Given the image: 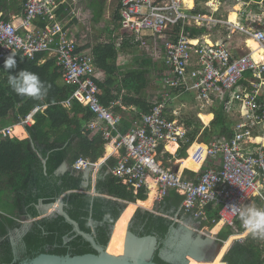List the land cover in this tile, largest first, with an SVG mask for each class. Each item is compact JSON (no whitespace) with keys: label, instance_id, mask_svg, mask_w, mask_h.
Returning a JSON list of instances; mask_svg holds the SVG:
<instances>
[{"label":"built area","instance_id":"2783aa9c","mask_svg":"<svg viewBox=\"0 0 264 264\" xmlns=\"http://www.w3.org/2000/svg\"><path fill=\"white\" fill-rule=\"evenodd\" d=\"M233 1L241 7L236 23L229 20L232 11L222 14L220 0H194L193 7L184 0H118L117 19L105 39V45L114 47L116 65L131 63L135 52L162 65L159 92L148 101V112H136L127 134L119 127L122 114L115 112L116 107L127 108L120 101L103 104V71L94 44L73 22L82 11L81 0H24L19 25L0 12V65L12 53L31 60L41 55L39 62L53 59L63 85L74 88L62 105L79 103L92 115L88 131L99 132L105 145L113 147L110 156L117 162L108 173L118 183L134 194L155 191L152 214L205 237L222 224L220 231L229 229L237 242L252 238L264 248V239L247 232L232 208L264 207V142L259 141L264 137V14L254 10L260 1ZM234 35L255 41L262 58L253 57L247 42L239 52ZM189 94L205 110L202 116H214L208 125L203 122V132L211 129L218 111L230 131L214 135L208 143L201 137L191 141L194 131L180 122L174 108ZM41 110L36 106L23 118V127L31 126ZM1 137L15 138L12 127L1 130ZM171 143L178 145L175 154L188 146V156L198 145L194 159L204 156L200 169L180 172L167 167L166 161L172 163L166 159L173 154L166 149ZM95 166L80 157L72 169L79 174ZM172 194L180 197L179 207L166 211ZM210 207L218 209V217L210 216Z\"/></svg>","mask_w":264,"mask_h":264},{"label":"trees","instance_id":"16d2710c","mask_svg":"<svg viewBox=\"0 0 264 264\" xmlns=\"http://www.w3.org/2000/svg\"><path fill=\"white\" fill-rule=\"evenodd\" d=\"M98 48L97 52L95 50L97 65L104 73V80L99 86L101 91L108 92L110 87L121 82L116 65L117 55L112 45H102L99 50ZM41 57L40 55L36 60H31L16 56L17 64L13 69L6 70L5 62L0 65V131L19 125L36 106H48L44 112L40 111L35 115L34 125L26 127L29 138L19 140L1 137L0 139V264H22L41 254L59 256L97 254L91 243L82 236L76 235L73 226L60 215L33 222L23 236V246L17 253L10 238V230L19 228V220L24 217L38 218L40 216L38 206L41 201L49 205L71 192L64 198L65 212L79 224L83 232L94 235L96 242L103 247L107 246L111 228L116 222L115 233L118 236L117 226L121 218L123 219L124 212L122 216L121 213L126 207L119 201L88 194L90 187L87 189L83 187L86 181L84 175L76 173L73 169L63 175L57 174L58 169L71 155L72 146L77 140L81 141L80 151L72 158V166L80 157L96 163L104 155L105 141L101 134L92 137L91 132L86 130L85 126L92 115L82 105L74 103L70 109L62 105V102L73 93L74 88L60 84L61 75L54 60L41 65L39 62ZM23 70L37 74L44 82L47 91L42 98L22 97L13 91L8 83V77L17 75ZM141 76L139 73L124 76L122 84L125 90L131 92L135 89L138 93L145 92L147 85L142 81ZM130 97H124L125 107L134 104L140 112L149 111L150 105L146 99L133 95ZM101 98L105 106L113 102L104 99L103 95ZM115 110L116 113L122 114L120 130L123 134H127L136 114L133 113V116L126 114L121 107H116ZM197 127L198 129L196 128L190 135L191 141L197 139L202 128L200 125ZM229 127L226 126L222 111H218L211 129H205L201 139L208 143L214 135L226 134L228 129L230 131ZM12 135L25 138L27 133L20 125L14 128ZM187 148L188 146H185L179 151L178 158H187ZM169 158L172 157L167 154L166 159ZM116 162L111 158L107 161V166L112 167ZM188 163L198 167V170L202 165L190 156ZM107 166L103 168L97 182V194L131 203L148 199L144 190L134 194L118 183L113 176L105 175ZM171 198L174 199L175 206L180 203L178 195L172 194L169 199ZM168 209L169 207L166 211ZM210 209V216L218 217V209L213 210L212 207ZM105 214H109L106 220ZM221 226L222 224L216 226L212 234H216ZM178 227L167 218L149 211L138 210L130 233L134 237L151 238L150 260L153 257V261L158 264H171L161 256V252L172 230ZM231 235L232 231L225 229L219 234V239L224 242ZM223 261L227 264H264V248L252 239L244 244L237 242L225 255Z\"/></svg>","mask_w":264,"mask_h":264},{"label":"rangeland","instance_id":"374dc122","mask_svg":"<svg viewBox=\"0 0 264 264\" xmlns=\"http://www.w3.org/2000/svg\"><path fill=\"white\" fill-rule=\"evenodd\" d=\"M231 1L232 0H220L223 5L220 11L222 10V8H227L230 5ZM10 6H12L13 10H15L16 0H13V2L10 3ZM117 6L118 0H81L79 7L82 11L78 12L81 21L78 20L77 15V18L76 16H74L75 19L73 22L74 24H79V28L82 29V35L86 36L87 41H90L91 44H94L95 50L97 49V47H99V50L101 49L100 47L102 45H105V39H107L106 35L108 34L107 29H109L112 22L115 21ZM228 10L229 9L227 8V11H223L222 14L228 15ZM254 10L256 12H262L264 14V0L260 1V6L254 5ZM133 58L134 59L132 63H128L120 67L117 66L118 72L120 71L121 74V82L115 85V87H117L116 90L123 97H130L131 95H133L137 98L143 97L148 102L151 98H154L160 90V68L162 65L161 63H154L150 61L146 56L137 52L133 54ZM132 73H139L142 75L140 78L147 85V90L145 92L138 93L134 89L131 92L126 90L127 92L124 93L125 86L122 84V81L125 78L123 77ZM184 105L186 107H183ZM174 108L180 114V122H186L193 131L196 128L198 129L197 126H202L200 132L198 133V137H201L203 133V121L206 124H209L214 118L213 115H206L202 117V114L205 113V110L204 112L201 111L203 109H201V107L197 105L194 96L191 94L184 95L179 100V102L174 104ZM201 117L203 118V121ZM172 162H175V160ZM166 166L173 167L170 161H166ZM88 193H90V195H93L92 190ZM103 198H106L105 195H103ZM136 207L137 205L135 204H127V207L124 210L123 219L120 220V223L117 227L118 236L126 235L132 215H134V212L136 213L138 210H140V208L137 209ZM39 209L41 214L46 215L44 212V208L39 207ZM142 211L151 212L152 209L147 210L145 208H142ZM19 224V228L12 229L9 233L12 244L15 247L17 253L22 248L23 236L30 229L32 223L31 219L24 217L19 220ZM126 237L127 236H125L124 239H126ZM139 239L140 238L138 237L135 238V241L132 243L131 247H129L128 253L132 257L148 259L151 255V239H149V241L145 240V242L144 240H141L142 242H136V240ZM221 244L222 243L220 240H216L208 236H201L199 234L193 233L185 227L179 226L178 228L172 230L170 236L164 244L161 256L171 264H198L199 262L203 261H211L220 249ZM125 251L126 244L119 245V243H114L112 251L113 253L124 254Z\"/></svg>","mask_w":264,"mask_h":264},{"label":"crops","instance_id":"0c3cea01","mask_svg":"<svg viewBox=\"0 0 264 264\" xmlns=\"http://www.w3.org/2000/svg\"><path fill=\"white\" fill-rule=\"evenodd\" d=\"M1 1H2V4H1ZM185 1V0H184ZM198 1H200L202 4H204V3H206L207 1H209V0H198ZM11 2H13V0H0V12L1 13H3L4 15H5V19L6 20H10V21H12V22H14L16 25H19L20 24V16H21V14H22V10H23V5H24V0H16V9L15 10H13V8H12V6H10V3ZM229 10L228 11H232L231 13H233V14H236L237 15V11H240V9H241V7L239 6V5H236L235 3H233V2H231L230 3V5L227 7ZM227 8H222V10L221 11H227ZM230 13V14H231ZM230 16V15H229ZM230 20V19H229ZM231 22V21H230ZM237 22V21H236ZM235 22V23H236ZM225 33L226 32H224V34L223 35H225ZM233 39H236V41H235V43L233 44L234 46L235 45H237V47H238V50H239V52H241L242 51V49L244 48V47H247L246 46V42L248 41H245L244 40V38H242L241 36H239V35H234L233 36ZM248 45V44H247ZM249 47V46H248ZM249 48H251L252 49V51L254 52V49L252 48V47H249ZM45 59V58H44ZM41 60V62H40V64L41 65H43V64H45L47 61H50V60H53V59H45V60ZM132 63V62H131ZM125 65V64H124ZM124 65H119V67L120 66H124ZM119 80L121 79V74H120V71H119ZM61 79V78H60ZM104 80V73H103V76H102V81ZM62 83V80H60V84ZM63 84V83H62ZM116 88L117 87H115V85L114 86H112V87H110V90L107 92V91H102V95L103 96H105V98L104 99H106V100H108V99H110L109 100V102L110 101H120L122 104L124 103V97L123 96H121V94L120 93H118V91L116 90ZM127 91L126 90H124V93H126ZM107 96V97H106ZM40 107H42V110H41V112H44L45 110H46V108L48 107V106H40ZM126 108H127V111H124V113H126V114H129V115H132L133 116V113L134 114H136V112H138V109H137V107L134 105V104H130V105H127L126 106ZM68 109H70V108H68ZM116 111V110H115ZM140 112V111H139ZM206 115H212V114H206ZM206 115H203L202 117H204V116H206ZM136 116V115H135ZM134 116V117H135ZM201 117V118H202ZM214 119V118H213ZM92 120V117L90 118V121ZM90 121L86 124V126H85V128H86V130L88 131V128H87V126H88V124L90 123ZM202 121H203V118H202ZM204 122V121H203ZM205 123V122H204ZM35 124V119H33V122H32V125H34ZM206 124V123H205ZM20 125H22L21 123L19 124V125H16V126H10V127H12V134H13V132H14V128H16V127H18V126H20ZM31 125V126H32ZM208 125V124H207ZM23 126V125H22ZM120 127V126H119ZM132 127V126H131ZM24 129H25V131H26V133H27V136L25 137V138H19V137H15V138H17V139H19V140H24V139H27V138H29V134H28V132H27V130H26V127L24 126ZM91 132V131H90ZM97 134H100L99 132H91V135H92V137L94 136V135H97ZM80 144H81V141L80 140H77L74 144H73V146H72V151H71V155L69 156V158L63 163V165L58 169L59 171H57V174H59V175H63V174H65L66 172H68L70 169H72V163H71V160H72V158L74 157V155L75 154H77L79 151H80ZM169 145V144H168ZM168 145H167V147H168ZM167 147H166V149H167ZM109 146H104V155H103V157L102 158H100L97 162H96V166H95V169H89V170H87L85 173H81V174H83L84 175V178H85V182H84V185H83V187L85 188V189H87L88 187H90V191L92 190L93 192H94V189L96 190V186H97V182H98V180H99V177H100V175H101V173L103 172V168L105 167V166H107V161L108 160H110L111 159V153H109ZM178 150V149H177ZM177 150H176V152H177ZM167 151H169L168 149H167ZM169 152H171V151H169ZM176 152H173V154H171V159H172V161H174L175 160V162H172V165H173V168H175V170H176V168H178V171H181V163H179L180 161H183V160H187L188 161V159H189V156H188V153H187V159H181V158H178V154H175ZM172 153V152H171ZM177 156V157H176ZM173 158H174V160H173ZM112 159H115L116 161H117V158L115 157H113ZM99 164V165H98ZM98 166V167H97ZM97 167V168H96ZM108 167V170L111 168L110 166H107ZM185 169H189V168H185ZM108 170L106 171V173H105V175H110L109 173H108ZM184 169H182V171H183ZM194 171V170H193ZM155 192V191H154ZM92 193V192H91ZM88 194H90V193H88ZM94 194V193H93ZM97 195H99V194H97ZM150 195V194H149ZM99 196H101V197H103V195H99ZM105 197L107 198V199H110V200H114V201H122V200H119V199H115V198H112V197H110V196H108V195H105ZM155 198V197H154ZM139 201V200H138ZM41 203V202H40ZM121 203H129V202H126V201H122ZM136 203V202H135ZM127 204H125L126 205V207H127ZM130 204H133V203H130ZM129 204V205H130ZM180 204V203H179ZM179 204L177 205V206H175V204H174V199L173 198H171V199H169V200H167L166 201V203H165V210H166V208L167 207H169V209L167 210V211H173L174 209L176 210L178 207H179ZM40 205V204H39ZM39 207V206H38ZM125 207V208H126ZM125 208H124V210H125ZM137 209H139L140 208V210H142V207L141 206H137L136 207ZM39 209V208H38ZM123 212V211H122ZM122 214V213H121ZM135 212H134V215L133 216H135ZM133 219H134V217H133ZM133 219H132V221H131V226H132V222H133ZM121 220H122V218H121ZM119 223H120V221H119ZM119 225V224H118ZM131 226H130V228H131ZM118 227V226H117ZM215 228V227H214ZM213 228V229H214ZM213 229H212V231H213ZM225 230V229H224ZM223 231V230H222ZM222 231H220V229H219V231L216 233V234H212V232H211V234H212V236H210V237H212L213 239H217V240H220L219 239V234L222 232ZM234 236V235H233ZM232 235L229 237V238H231V237H233ZM234 237H236V236H234ZM228 238V239H229ZM236 239H237V237H236ZM236 239H234V241H233V244L230 246V248L228 249V251L234 246V244L235 243H237V241H236ZM249 239H252V238H248L247 240H249ZM221 241V240H220ZM226 241H222L221 243V245L223 246L224 245V243H225ZM228 253V252H227ZM225 263V262H224ZM227 264V263H226Z\"/></svg>","mask_w":264,"mask_h":264},{"label":"water","instance_id":"95a60500","mask_svg":"<svg viewBox=\"0 0 264 264\" xmlns=\"http://www.w3.org/2000/svg\"><path fill=\"white\" fill-rule=\"evenodd\" d=\"M44 164H46L45 161H44ZM176 171H178V168H176ZM70 193L71 192L64 194L55 203H52L49 205H45L41 201L39 207L45 209L44 212L46 215L41 214L40 209H39L40 216L36 219H31V223L38 221V220L45 219V218H50V217H53L55 215H60V216L64 217L65 220L73 226V230L76 233V235L82 236L86 241L91 243L92 247L97 251V254H85V255H78V256H71V255L59 256V255H52V254H41L38 257L32 259L31 261H26V262H23L22 264H158V263L154 262L153 260H149V259H145V258H139V257H132L129 255V253H128L129 247H131L132 243L135 241V238H136V237L132 236L130 233L131 223H130L129 228H128L127 239H126V251L124 254L113 255V254H110L108 252V245H109L112 233H113L114 226L116 225L117 222L111 228L110 239H109L107 246L106 247L100 246L96 242L94 235H89V234L83 232L80 229L79 224L75 220H73L65 212V210H64V198L67 195H69ZM93 193H94L93 196H99V195H97V192L95 189H94ZM120 202H122V201H120ZM125 204H127V203H125ZM51 210H53V211L49 212ZM149 239H151V238L150 237H143V238H140L139 240H136V242H142L141 240H144V242H145V240L149 241ZM227 252H226V254H227Z\"/></svg>","mask_w":264,"mask_h":264},{"label":"clouds","instance_id":"9594fccd","mask_svg":"<svg viewBox=\"0 0 264 264\" xmlns=\"http://www.w3.org/2000/svg\"><path fill=\"white\" fill-rule=\"evenodd\" d=\"M16 64L15 55L12 53L7 57L4 67L6 70L13 69ZM8 83L13 91L22 97L40 99L47 91L39 76L27 70L20 71L17 75H9ZM232 208L239 216L241 224L247 232L253 237L264 239V207H256L250 204L233 205ZM108 216L109 214H105L104 219H108Z\"/></svg>","mask_w":264,"mask_h":264},{"label":"bare ground","instance_id":"6f19581e","mask_svg":"<svg viewBox=\"0 0 264 264\" xmlns=\"http://www.w3.org/2000/svg\"><path fill=\"white\" fill-rule=\"evenodd\" d=\"M185 3L188 4L189 7H193V6H194V0H185ZM229 19H230V21H231L232 23H235V22L237 21V15L231 13L230 16H229ZM247 44H248L249 47H252V48L254 49L253 57H254L257 61H259V60L262 58V52H263L262 49L259 50V45H258L255 41H253V40H251V39H249V40L247 41ZM259 141H263V142H264V137H263L262 139H259ZM197 148H198V146H197V145H194V146L189 150V156L192 157L193 159H194V153H195V151L197 150ZM167 149H168L169 151H171L172 153H173V152H176V150L178 149V145H176V144H174V143H171V144L168 145ZM113 151H114V150H113V147H110V148H109V153H113ZM203 160H204V156H202L199 160H195V161H197V163H198L199 165H201L202 162H203ZM179 163H181V171H182V169H184V168H186V167H189V168H191V169L198 170V167L189 164L187 160L180 161ZM154 197H155V192L152 191V192L150 193V195H149V197H148V199H147L146 201H137L136 203H133V204H135V205H137V206H141L142 208H145V209H147V210H151V209H153V205H154ZM130 203H131V202H129L128 204H130ZM125 209H126V208H125ZM52 211H53V210H51V211H49V212H52ZM123 212H124V211H123ZM122 214H123V213H122ZM122 214H121V216H122ZM121 216H120V217H121ZM119 219H120V218H119ZM119 219H118V220H119ZM132 219H133V215H132V217H131V220H132ZM130 223H131V221H130ZM130 223H129V225H130ZM128 228H129V226H128ZM127 233H128V229H127L126 235H124V236H117V235L115 234V226H114L112 239H111V242H110V244H109V246H108V252H109L110 254H113V255H122V254H115V253H113L112 251H113V247H114V243H115V242H116V243H119V245H120V244H126V239H127V237H126V239H124V238H125V236H127ZM234 239H236V237H234V236L231 237V238H229V239L224 243V245L221 246L220 250L217 252V254H216L215 257L212 259V261H203V262H199L198 264H226V263H224L223 258H224V256H225L226 252L228 251V249L230 248V246L232 245Z\"/></svg>","mask_w":264,"mask_h":264},{"label":"flooded vegetation","instance_id":"af4514ba","mask_svg":"<svg viewBox=\"0 0 264 264\" xmlns=\"http://www.w3.org/2000/svg\"><path fill=\"white\" fill-rule=\"evenodd\" d=\"M149 259V258H148ZM152 260L154 259L153 257L151 258ZM150 260V259H149Z\"/></svg>","mask_w":264,"mask_h":264}]
</instances>
